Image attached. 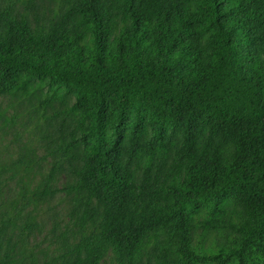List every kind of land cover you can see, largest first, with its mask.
<instances>
[{
	"label": "trees",
	"instance_id": "trees-1",
	"mask_svg": "<svg viewBox=\"0 0 264 264\" xmlns=\"http://www.w3.org/2000/svg\"><path fill=\"white\" fill-rule=\"evenodd\" d=\"M64 2L34 33L16 10L36 0L0 10V96L38 78L45 108L75 98L32 193L55 195L61 162L77 177L65 191L80 237L58 264H143L152 244L155 264H264V0ZM32 167L16 164L28 189ZM7 217L0 264H27Z\"/></svg>",
	"mask_w": 264,
	"mask_h": 264
},
{
	"label": "rangeland",
	"instance_id": "rangeland-1",
	"mask_svg": "<svg viewBox=\"0 0 264 264\" xmlns=\"http://www.w3.org/2000/svg\"><path fill=\"white\" fill-rule=\"evenodd\" d=\"M8 1L0 0V10ZM64 4V0H36L32 11L21 4L17 7L16 18L20 25L34 33L41 25L56 19ZM46 95L47 86L35 78L28 90L0 96V175L3 180L0 226L11 213L17 222V226L9 230L16 248L14 254L18 258L24 256L27 264L31 254L37 257L38 264H58L59 258L80 237L77 217L72 211V195L65 191L77 181L68 162H61L64 169L53 182V188L57 190L55 195L38 204L33 201V191L42 188L40 185L58 162L54 152L64 131L71 130L67 108L75 102L74 96L69 95L45 108ZM24 156L33 161L28 177L30 189L20 181L25 173L16 172V164ZM21 208L22 212L18 214ZM30 217L35 219L36 227L22 239L20 230ZM155 253L152 244L143 253V264H155ZM102 264H116L111 252Z\"/></svg>",
	"mask_w": 264,
	"mask_h": 264
}]
</instances>
